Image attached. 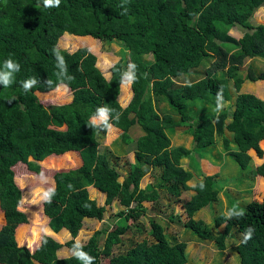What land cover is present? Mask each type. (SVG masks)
I'll list each match as a JSON object with an SVG mask.
<instances>
[{"label":"trees","instance_id":"obj_1","mask_svg":"<svg viewBox=\"0 0 264 264\" xmlns=\"http://www.w3.org/2000/svg\"><path fill=\"white\" fill-rule=\"evenodd\" d=\"M259 7H264V0H60L58 7H45L44 0H0V73L7 71L8 59L20 66L8 87L0 84V212L6 225L13 228L24 221L18 211L21 192L14 182L15 167L39 175L38 163L49 156L77 154L80 159L75 168L51 171L53 189L41 209L50 231L66 230L70 240L61 245L42 236L31 250L35 242L16 247L22 235L14 239L5 226L0 229V264H84L75 255L78 251L88 254L92 264L103 258L107 264H187L185 243L168 242L159 224V195L177 201L183 191H193L183 204V227L203 243L209 241V230L193 218L216 202L217 189L215 174L203 175L189 188L192 174L180 167V160L210 148L215 137L221 136L227 146V132L234 147H226L227 155L240 170L248 169L250 177L264 178V160L252 167L248 155L249 150L258 158L262 155L258 143L264 139V97L239 93L245 81L264 83V71L250 68V75L244 74L251 59L264 61V25L247 24ZM238 27L243 30L239 38L228 34ZM61 38L115 47L122 55L105 68L110 75L105 79L91 52L84 47L59 49ZM218 49L225 54L224 65L215 61ZM56 51L66 65L62 76ZM146 56L150 59L144 61ZM129 64L136 65V80L122 108L117 98ZM30 78L37 83L25 91L22 82ZM230 85L237 93L232 110L218 112L214 99L228 102ZM60 86L71 94L67 103L43 105L35 97L36 92L45 94ZM102 107L110 110L108 124L121 131L120 143L133 153L123 177L126 185L118 181L120 172L108 150L99 149L108 127L92 118ZM176 128L191 137L192 150L171 146L168 135ZM133 131L139 133L134 139ZM149 170L156 173V184L141 189L139 182ZM88 187L91 193L105 195V205L117 201L122 209L111 218L117 220L115 225L99 229L77 247L74 238L82 222L100 221L104 211L89 199ZM145 202L151 203L149 209ZM240 211L242 216L214 218L215 227H223L212 237L213 246L222 252L226 241H234L239 264H264V196L229 213ZM249 228L252 235L245 242ZM32 232L37 238L39 229ZM135 234L153 241L128 244ZM63 246L72 254L58 258Z\"/></svg>","mask_w":264,"mask_h":264},{"label":"rangeland","instance_id":"obj_2","mask_svg":"<svg viewBox=\"0 0 264 264\" xmlns=\"http://www.w3.org/2000/svg\"><path fill=\"white\" fill-rule=\"evenodd\" d=\"M264 25V7H259L256 9L250 20L247 21V24ZM238 29V30H237ZM232 29L228 32L229 35L235 37L236 39L240 37L241 28ZM85 39H78L73 43L70 39L61 38L58 40L57 47L59 49H67L68 51H73L78 48H86L91 52L96 58V66L103 74L105 79H109V73L105 72V68L108 65L114 64L122 53L115 47L111 50L106 45L102 47H95L90 41H83ZM92 46V48H91ZM106 50V51H105ZM112 53H106L108 51ZM220 55L216 56L217 65H224L226 63L225 54L221 49H218ZM149 56L143 58L144 61L149 60ZM250 64V67L244 70V74L248 77L250 74V68L255 73L264 71V61L260 58L251 59L247 62ZM109 66V67H110ZM108 67V68H109ZM1 69V68H0ZM128 68H126L127 71ZM254 83V84H253ZM120 87V93L118 95L117 101L120 106L125 107L131 99L132 92L130 86ZM230 93L232 95L231 99L228 102H223L216 97L214 99L216 110L219 112L221 110H226L230 112L234 103L235 96L237 95L234 92L231 85L229 86ZM239 93H251L258 98L264 97V83L248 82L245 81L240 87ZM35 97L43 105L49 103H67L70 101L71 94L67 88L64 86L56 87L53 91L49 93H35ZM93 122V120H92ZM97 119L93 123H99ZM52 126V125H51ZM58 129H63L64 127H56ZM183 130V129H182ZM179 128H176L175 134H170L171 146H183L186 149L192 150V140L191 137L187 134H179ZM121 131L108 127L105 134L101 136L99 149H106L109 153V156L113 159V163H117V169L120 172V177L118 181L123 185H126V180L124 175L128 169V163L133 162V153L131 148H128L124 144L120 143L119 136ZM132 138H136L139 133L136 131L130 132ZM224 139L226 144L222 141V137H215L214 145L210 148L203 150L202 152H193L190 154L189 158L181 159L179 162L180 167L184 170L190 171L192 178L186 183L190 188L201 179L203 175H213L215 174V186L217 189V200L210 208H205L199 211L193 219L201 220L203 224L209 230V241L206 242L199 241L195 235L190 233V231L183 227L184 223L187 221V217L184 213L183 204L189 200L193 195L192 190L183 191L180 194L179 199L173 200L169 195L161 193L155 209L159 210V216H157L159 224L164 229V235L168 242L177 243L184 242L185 250L184 254L187 257V264H239L236 254L233 252L234 247L237 245L234 241H229L225 243V249L221 252L215 249L213 246L212 237L219 235L222 232L223 225L215 227L214 218L218 215L228 216L230 211H239L241 210L248 202L256 200L260 201L264 196V178L261 177H250L248 175V169L240 170L239 166L232 160V158L227 155V149L230 147L234 150L232 144L228 143V140H231V135L227 132L224 134ZM221 145V146H220ZM259 148L261 149L262 155L261 158H258L255 153L251 150L248 151L250 157L251 166H258L264 160V139L259 141ZM198 157H201L199 160ZM116 157V159H115ZM194 159L198 162L199 166L192 164L191 160ZM41 167V173L35 175L28 173L23 166L15 167L14 173V182L18 189L21 192V203L18 211L21 213L24 221L20 224H16L13 228L9 227L11 224L6 225L7 221L4 219L3 215L0 212V229L8 228V231H11L15 239L16 234L20 233L22 235V241L17 243L16 247H27V242H35L34 246L29 248L33 249L38 245V241L42 236H47L52 238L57 243L63 245L65 242L70 240V235L66 230H60L57 233H52L48 227V219L42 215V202L49 198L51 191L53 189V182L50 178L51 171L58 170H67L75 168L80 165V159L77 154H67L66 157H55L49 156L46 159H43L38 163ZM248 180H247V179ZM156 184V173L152 170H149L139 182V188L147 189ZM88 197L91 200H94L96 206L104 207L102 218L98 220H84L80 230L77 232L74 242L77 245H83L86 243L88 238L98 231L101 228L108 227L116 224V221H113L112 216L120 211L122 208L118 205L117 201H113L110 205L104 204L105 195L98 193L97 191L91 193V188L87 189ZM143 206L149 209L151 203H143ZM166 214L167 217H162V214ZM170 218L168 219V216ZM143 223L142 220H139V223ZM115 223V224H114ZM6 226V227H5ZM33 228H38L39 233L37 238L33 239ZM49 232H48V231ZM103 238V236H100ZM101 238V239H102ZM141 240H146L148 243L153 241L147 235H138L135 234L129 238L128 244H133ZM37 242V243H36ZM72 254L64 246L58 251V258L69 257ZM100 264H107V259H102Z\"/></svg>","mask_w":264,"mask_h":264},{"label":"clouds","instance_id":"obj_3","mask_svg":"<svg viewBox=\"0 0 264 264\" xmlns=\"http://www.w3.org/2000/svg\"><path fill=\"white\" fill-rule=\"evenodd\" d=\"M60 0H44L45 7H52V6H59ZM55 51V50H54ZM56 59L58 61L57 67L61 70L60 75L62 76L66 72V65L63 57L59 54L58 51L55 52ZM4 68L7 70L5 72L0 73V84H3L5 87H8L13 81H12V75L14 72L19 71V64L14 62L12 59H8L4 63ZM136 80V65L135 64H129L127 71H124L122 73L121 77V84L131 86V84ZM37 81L35 79H28L26 81L22 82V87L25 91H28L31 89ZM47 83H51L50 81ZM109 113L110 110L107 107H102L97 109V115L92 118L93 122H95L97 119L102 122V124L105 127H111V125L108 124L109 120ZM116 119H119V114H117ZM229 215H237L242 216L243 212H232L229 213ZM253 229L249 228L247 230V233L244 237L245 242L251 238ZM79 247V245H77ZM75 255L84 262V264H92V258L88 256V254L84 253L83 251H78L75 253Z\"/></svg>","mask_w":264,"mask_h":264}]
</instances>
